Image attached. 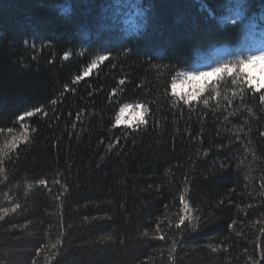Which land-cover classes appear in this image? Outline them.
<instances>
[{
    "label": "trees",
    "instance_id": "trees-1",
    "mask_svg": "<svg viewBox=\"0 0 264 264\" xmlns=\"http://www.w3.org/2000/svg\"><path fill=\"white\" fill-rule=\"evenodd\" d=\"M137 2L131 30L120 0H0V264H264V93L171 92L264 0Z\"/></svg>",
    "mask_w": 264,
    "mask_h": 264
},
{
    "label": "snow or ice",
    "instance_id": "snow-or-ice-1",
    "mask_svg": "<svg viewBox=\"0 0 264 264\" xmlns=\"http://www.w3.org/2000/svg\"><path fill=\"white\" fill-rule=\"evenodd\" d=\"M64 58H68L67 53H65ZM105 59H107V57L104 55L97 57L98 61H104ZM197 63L200 65L199 67L179 74L181 83L192 85L189 91L177 92L176 80L173 79L171 82L172 94L176 96L183 105H191L193 102L201 99H203L204 104L207 105L209 101L208 99H204V97L206 95L211 96L216 90V85L224 79L230 80L233 84H235L237 80H240L242 85L254 95L264 93V49L254 50V48H250L244 53L229 54L228 57H218L216 60L210 57H202ZM95 64L96 61H93L91 67H94ZM205 64L212 66L205 68ZM84 75L87 76L88 73L85 72ZM76 79L79 80L80 77L77 76ZM260 100L264 101V95H260ZM127 105L128 104H124L119 110ZM135 107L142 112V117L140 121L136 123V126L145 125L147 123L145 117L148 114V107L145 104H137ZM39 111V108L35 109V112L38 113ZM33 114L34 113L31 111H25L20 118L31 117ZM115 123L120 125L116 120ZM24 139H27L26 133ZM17 142V138L14 137L9 147H15ZM40 183L44 184L45 181H40ZM180 200L183 202L184 197L181 196ZM16 207H19V205ZM14 210L15 209H13V211ZM0 211L7 210L3 209ZM184 211L185 214L179 217L180 224H183L187 219V204H184ZM160 238L163 239V237Z\"/></svg>",
    "mask_w": 264,
    "mask_h": 264
},
{
    "label": "rangeland",
    "instance_id": "rangeland-1",
    "mask_svg": "<svg viewBox=\"0 0 264 264\" xmlns=\"http://www.w3.org/2000/svg\"><path fill=\"white\" fill-rule=\"evenodd\" d=\"M138 0H120V2L127 7V18L125 20L126 27L128 29H135L136 27V19L139 14V10L137 7ZM242 18V10L239 7H234L231 9L227 14L222 17V20L226 24H233L239 22ZM254 48V50L264 49V25H260L258 23L252 22L245 36L233 47H223L217 46L213 48L211 51L205 54H200L197 56L196 60L188 67L179 71L175 77L177 83V92H187L192 88V85L181 83V77L179 76L180 73L193 70L195 67H199L200 65L197 63L202 57H210L213 60H216L218 57H228L229 54H236V53H244L248 49ZM212 65L205 64L204 67H210ZM195 83V82H193ZM172 92V90H171ZM130 105H137L140 103H127ZM123 106V105H122ZM119 113V111H118ZM117 125V124H116ZM121 126L131 127L136 124L126 125L120 124Z\"/></svg>",
    "mask_w": 264,
    "mask_h": 264
},
{
    "label": "clouds",
    "instance_id": "clouds-1",
    "mask_svg": "<svg viewBox=\"0 0 264 264\" xmlns=\"http://www.w3.org/2000/svg\"><path fill=\"white\" fill-rule=\"evenodd\" d=\"M141 117V110L128 104L119 110V113L115 116V120L120 124L131 125L140 121Z\"/></svg>",
    "mask_w": 264,
    "mask_h": 264
}]
</instances>
